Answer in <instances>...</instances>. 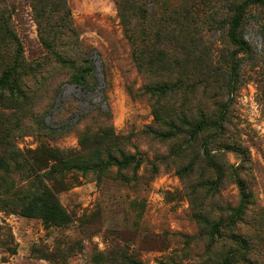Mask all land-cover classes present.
<instances>
[{"label":"rangeland","instance_id":"1","mask_svg":"<svg viewBox=\"0 0 264 264\" xmlns=\"http://www.w3.org/2000/svg\"><path fill=\"white\" fill-rule=\"evenodd\" d=\"M243 1L0 0V264H264V5L241 50Z\"/></svg>","mask_w":264,"mask_h":264},{"label":"trees","instance_id":"2","mask_svg":"<svg viewBox=\"0 0 264 264\" xmlns=\"http://www.w3.org/2000/svg\"><path fill=\"white\" fill-rule=\"evenodd\" d=\"M248 3H254V4L256 3V4L264 5V0H244L241 4L237 5L236 7V11L234 12V15L230 21L228 35L231 42L241 50H246L248 48V44L238 37L237 29L240 25L245 6ZM85 62L88 61L85 60ZM12 72L13 69L9 68L7 71L3 73V75L0 77L1 86L8 85L10 77L12 76ZM90 72H91V67L85 66L84 68L81 69V71L72 75L70 81H72L75 84L86 85V77L88 74H90ZM202 128H203L202 125L194 126L190 132L191 136H195L196 134H198V132H200ZM56 151L57 150H54L53 152H49L48 155L59 163L66 164L68 162L69 167L75 169H88L90 167L88 160L81 158L80 155H78V153L68 151L58 156L54 154V152ZM105 162H106L105 165H116L119 167H124L132 162L139 163V161L133 155L122 157L119 160L110 156L109 158H107ZM99 163L102 162L98 160V162H96V165L98 166ZM0 168H6V165L2 160V158H0ZM38 201L40 203L39 215L45 223H50L53 221L60 220V216H59L60 209L58 208L57 202H55L53 195L46 187L43 188L42 196L39 198ZM243 201H244V196H243ZM242 206L243 205L240 204L238 211H241ZM33 209H34L33 205L29 202L24 206V211H25L24 213L29 215L33 212ZM213 229L216 230V225L213 226Z\"/></svg>","mask_w":264,"mask_h":264}]
</instances>
